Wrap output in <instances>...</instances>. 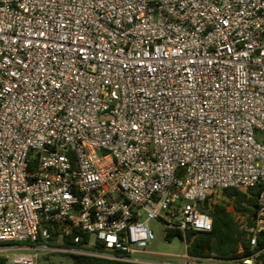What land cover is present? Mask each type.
Instances as JSON below:
<instances>
[{
  "label": "built area",
  "instance_id": "built-area-1",
  "mask_svg": "<svg viewBox=\"0 0 264 264\" xmlns=\"http://www.w3.org/2000/svg\"><path fill=\"white\" fill-rule=\"evenodd\" d=\"M255 187L228 206L248 248L190 256L214 197ZM151 220L172 264H264V0H0V255L166 264L133 256ZM65 237L103 250L35 245Z\"/></svg>",
  "mask_w": 264,
  "mask_h": 264
},
{
  "label": "trees",
  "instance_id": "trees-1",
  "mask_svg": "<svg viewBox=\"0 0 264 264\" xmlns=\"http://www.w3.org/2000/svg\"><path fill=\"white\" fill-rule=\"evenodd\" d=\"M260 189L261 187L251 188L248 193L235 188L223 190L222 198L210 210L213 218L212 229L207 232H187L189 241L187 253L190 256L197 257H205L214 253L217 257L231 258L237 255L240 245L247 249L246 231L240 227L236 216L229 210L228 206L232 204L236 212L252 214L254 211L250 206L257 204ZM244 202L250 206L244 205ZM251 223L252 221L248 217V224L251 225ZM179 233V230H169L166 239L173 242L175 236ZM85 242L86 240H83L76 244L70 237H65L62 243L57 244L50 241L49 244L85 250L87 249ZM95 248H92V250L102 251L103 244L99 243ZM71 255L73 256V264H148L103 258L90 254L71 253ZM0 264H8L5 256L0 255Z\"/></svg>",
  "mask_w": 264,
  "mask_h": 264
},
{
  "label": "rangeland",
  "instance_id": "rangeland-1",
  "mask_svg": "<svg viewBox=\"0 0 264 264\" xmlns=\"http://www.w3.org/2000/svg\"><path fill=\"white\" fill-rule=\"evenodd\" d=\"M220 198H222V194L219 192L214 197V200H220ZM150 226L155 230V239L150 245H148V247L146 248V252L136 253L133 255L134 257L147 261H154L166 264H172L178 261L188 260V258L186 257V248L183 242L179 243L178 245H175L172 241H168L166 239V234L161 223L157 220H151ZM91 241H93V237L91 238ZM35 245H49L53 247H61L60 245H51L49 243H37ZM91 249V246H87V249L85 250L91 251ZM71 253L72 252L57 249H54L52 251L41 250L39 252L38 264H73V256L71 255Z\"/></svg>",
  "mask_w": 264,
  "mask_h": 264
},
{
  "label": "water",
  "instance_id": "water-1",
  "mask_svg": "<svg viewBox=\"0 0 264 264\" xmlns=\"http://www.w3.org/2000/svg\"><path fill=\"white\" fill-rule=\"evenodd\" d=\"M197 207H199V208L201 207V203L200 202L197 204ZM173 244H175V245L179 244V236L175 237V239L173 240Z\"/></svg>",
  "mask_w": 264,
  "mask_h": 264
}]
</instances>
